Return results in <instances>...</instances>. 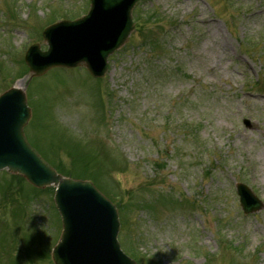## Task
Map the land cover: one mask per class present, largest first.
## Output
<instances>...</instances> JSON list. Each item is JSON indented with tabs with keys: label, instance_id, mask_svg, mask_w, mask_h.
<instances>
[{
	"label": "rangeland",
	"instance_id": "obj_1",
	"mask_svg": "<svg viewBox=\"0 0 264 264\" xmlns=\"http://www.w3.org/2000/svg\"><path fill=\"white\" fill-rule=\"evenodd\" d=\"M87 5L0 0V92L28 46L47 48L53 19ZM132 17L102 79L81 67L31 81L30 144L58 172L94 179L138 264H264V206L243 214L235 190L264 203V0H141ZM3 173L0 264H53V188Z\"/></svg>",
	"mask_w": 264,
	"mask_h": 264
},
{
	"label": "water",
	"instance_id": "obj_2",
	"mask_svg": "<svg viewBox=\"0 0 264 264\" xmlns=\"http://www.w3.org/2000/svg\"><path fill=\"white\" fill-rule=\"evenodd\" d=\"M136 1L92 0L85 19L50 27L43 33L49 50L42 53L32 47L26 54L30 71L39 76L52 67L83 64L94 77L103 76L108 55L133 29L130 11ZM29 116L22 90L12 88L0 96V170L7 168L39 188H56L62 232L52 251L54 264H134L119 249L118 215L111 203L90 183L57 174L26 143L22 128ZM236 188L245 212L260 208L245 186Z\"/></svg>",
	"mask_w": 264,
	"mask_h": 264
},
{
	"label": "trees",
	"instance_id": "obj_3",
	"mask_svg": "<svg viewBox=\"0 0 264 264\" xmlns=\"http://www.w3.org/2000/svg\"><path fill=\"white\" fill-rule=\"evenodd\" d=\"M90 176V175H89ZM84 179H89V180H92V182H94V179L90 178V177H87V178H84ZM122 201V198L118 201V202H121Z\"/></svg>",
	"mask_w": 264,
	"mask_h": 264
},
{
	"label": "bare ground",
	"instance_id": "obj_4",
	"mask_svg": "<svg viewBox=\"0 0 264 264\" xmlns=\"http://www.w3.org/2000/svg\"><path fill=\"white\" fill-rule=\"evenodd\" d=\"M22 84H23V83H18L17 85H18V86H22Z\"/></svg>",
	"mask_w": 264,
	"mask_h": 264
}]
</instances>
